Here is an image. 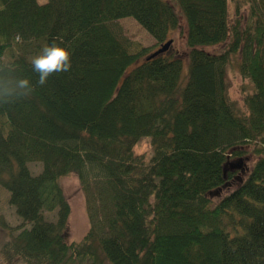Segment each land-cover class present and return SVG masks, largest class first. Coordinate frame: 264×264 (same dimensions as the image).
I'll return each mask as SVG.
<instances>
[{"label": "trees", "instance_id": "1", "mask_svg": "<svg viewBox=\"0 0 264 264\" xmlns=\"http://www.w3.org/2000/svg\"><path fill=\"white\" fill-rule=\"evenodd\" d=\"M229 1L243 0H0V186L29 225L9 231L0 264H264V0H249L244 26H230ZM175 9L185 76L181 57L147 61L158 47L133 49L118 23L133 18L161 45ZM229 37L221 52L205 49ZM53 42L71 68L40 86L30 61ZM236 55L253 86L246 112L229 97ZM19 76L32 94L4 96L3 80ZM142 138L149 159L134 153ZM245 152L257 159L247 177L213 204ZM69 176L89 224L72 242Z\"/></svg>", "mask_w": 264, "mask_h": 264}, {"label": "rangeland", "instance_id": "2", "mask_svg": "<svg viewBox=\"0 0 264 264\" xmlns=\"http://www.w3.org/2000/svg\"><path fill=\"white\" fill-rule=\"evenodd\" d=\"M38 1L44 3L47 0ZM249 3V0H243L241 4H236L234 1L228 2V16L230 26H232L237 20L241 22L242 26L245 25V19L249 12ZM175 10L177 13L179 12L177 9ZM178 15V28L169 33L168 39L172 40V45L169 51H167L165 54L169 56L177 55L182 58V60L185 62L183 68V75L185 76L187 72L189 54V50L186 46L187 26L183 17L179 13ZM118 23L123 28L124 35L132 42L133 49L138 46H143L150 50L159 47L155 39L133 18H123L118 20ZM229 42L230 37L224 43L206 47L205 49L210 53L217 54L225 49ZM141 61L142 59L138 62L140 63ZM239 64L240 55H236L232 59L231 66L227 71V78L230 85L229 97L239 109L246 112L244 98L253 92V86L248 79H245L241 76L239 72ZM152 152L150 138H142L134 147V153L136 155L144 156L145 159L151 158ZM256 160V157L248 152H245V155L240 160L231 158V163L227 168V171L232 172V179H229L228 182L220 189L210 193L212 203L215 204L224 195L233 191L247 177ZM28 167L33 174H38L42 170L40 163H29ZM60 184L71 208L68 227L65 232V239L67 242L80 241L89 229L83 193L75 176L62 178L60 180ZM44 218L48 221H55L56 212H44ZM0 221L6 225V227H1L0 225V246L3 242L9 239V231L11 232V229H13L12 233L16 234L21 228L29 227V225L23 223L20 217L16 214L15 208L9 203V193L1 186Z\"/></svg>", "mask_w": 264, "mask_h": 264}, {"label": "clouds", "instance_id": "3", "mask_svg": "<svg viewBox=\"0 0 264 264\" xmlns=\"http://www.w3.org/2000/svg\"><path fill=\"white\" fill-rule=\"evenodd\" d=\"M33 72L38 74L37 84L43 86L47 83L48 78L59 72H67L71 68V60L69 51L53 42L50 45H45L35 55L31 61ZM12 69L8 67V71ZM4 84V96H14L17 90H20L19 94L23 97H29L34 91V87L27 77H16L14 85L10 83L8 79L3 80Z\"/></svg>", "mask_w": 264, "mask_h": 264}, {"label": "water", "instance_id": "4", "mask_svg": "<svg viewBox=\"0 0 264 264\" xmlns=\"http://www.w3.org/2000/svg\"><path fill=\"white\" fill-rule=\"evenodd\" d=\"M171 45H172V40L171 39H169L165 43H162L156 51H154L148 57H146V60L149 61V60L155 58L156 56L167 52L170 49Z\"/></svg>", "mask_w": 264, "mask_h": 264}]
</instances>
